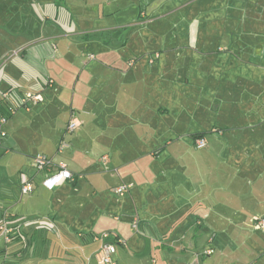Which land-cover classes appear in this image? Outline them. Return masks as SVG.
I'll return each instance as SVG.
<instances>
[{
    "label": "crops",
    "instance_id": "obj_1",
    "mask_svg": "<svg viewBox=\"0 0 264 264\" xmlns=\"http://www.w3.org/2000/svg\"><path fill=\"white\" fill-rule=\"evenodd\" d=\"M0 115V264H264V0H0Z\"/></svg>",
    "mask_w": 264,
    "mask_h": 264
},
{
    "label": "built area",
    "instance_id": "obj_2",
    "mask_svg": "<svg viewBox=\"0 0 264 264\" xmlns=\"http://www.w3.org/2000/svg\"><path fill=\"white\" fill-rule=\"evenodd\" d=\"M150 63H153L150 60ZM2 98L7 103V110L9 113L13 114L17 109L21 107H26L29 104H37L43 101V97L40 93H24L22 96H17L14 98L9 93H3ZM8 117L4 115H0V145L2 140L6 136V132L3 129V126L7 123ZM81 126V121L76 117L72 116L66 126L67 133H73L78 127ZM196 148H203L205 147V141L202 138H199L195 141ZM54 159L52 157L47 156L44 153H37L31 159V165L37 171H41L43 169L51 167L53 164ZM67 180H72V173L67 169V166L63 162H59L57 164V170L53 174L46 175L43 179V185L48 188L52 189L55 185H58L62 182ZM129 185H119L112 189V192L119 197H122ZM32 190V185L27 181V179L22 180V187L21 192L23 194H27ZM254 229L261 231L264 234V215L255 217L253 220ZM139 226V220L137 218H133L130 222V228L132 231H137ZM109 233L102 232L98 238L100 239L101 243L96 253V262L97 264H115L113 259V255L116 251L115 243L109 240ZM0 236L4 240L5 243H10L13 239V233L8 226V223L5 221H0ZM207 254L210 253V250L206 251Z\"/></svg>",
    "mask_w": 264,
    "mask_h": 264
},
{
    "label": "rangeland",
    "instance_id": "obj_3",
    "mask_svg": "<svg viewBox=\"0 0 264 264\" xmlns=\"http://www.w3.org/2000/svg\"><path fill=\"white\" fill-rule=\"evenodd\" d=\"M170 18L171 17H168V18H165L163 21H161L160 23L159 22H156V24H154V25H152V29H154V30H158V29H160L161 27H163V26H165L166 24H163V22H166V23H169L170 22ZM208 118H209V120L210 121H212V118L210 117V116H208ZM216 120V119H215ZM66 138H68V137H66ZM70 138V137H69ZM112 192V191H111ZM113 195L115 196V197H118L116 194H114L113 193ZM147 260H150L149 259V256H147Z\"/></svg>",
    "mask_w": 264,
    "mask_h": 264
}]
</instances>
